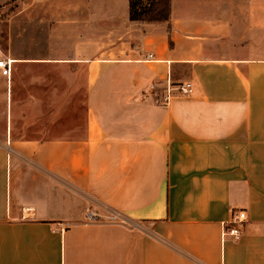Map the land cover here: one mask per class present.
Segmentation results:
<instances>
[{"label":"crops","instance_id":"1","mask_svg":"<svg viewBox=\"0 0 264 264\" xmlns=\"http://www.w3.org/2000/svg\"><path fill=\"white\" fill-rule=\"evenodd\" d=\"M190 1L45 0V51L0 54L87 101L82 138H0V264H264V0Z\"/></svg>","mask_w":264,"mask_h":264},{"label":"rangeland","instance_id":"2","mask_svg":"<svg viewBox=\"0 0 264 264\" xmlns=\"http://www.w3.org/2000/svg\"><path fill=\"white\" fill-rule=\"evenodd\" d=\"M147 4L148 0H136ZM221 0H191L203 9L221 6ZM45 0H0V54L7 58L29 57L31 35L35 49L45 51V25L36 28L35 18H45ZM172 0L170 3V12ZM45 22V21H44ZM37 38V42L35 39ZM28 61V60H27ZM60 70H20L13 65L12 76L0 85V138L15 140H56L84 137L87 101L83 92L65 101L67 87ZM11 128V129H10Z\"/></svg>","mask_w":264,"mask_h":264},{"label":"built area","instance_id":"3","mask_svg":"<svg viewBox=\"0 0 264 264\" xmlns=\"http://www.w3.org/2000/svg\"><path fill=\"white\" fill-rule=\"evenodd\" d=\"M149 58H153L152 55ZM11 61L1 58L0 59V73L4 77H11ZM174 92H179L182 96H191L193 93V88L190 83H179L174 84L171 80H168V88L166 94L162 98V104L168 105L171 100L175 97ZM88 219L90 221H97L99 216L89 213ZM247 214L245 211L240 210L233 214V219L231 222L223 224L222 227V238L231 237L233 240L238 241L243 235V228L247 223Z\"/></svg>","mask_w":264,"mask_h":264},{"label":"trees","instance_id":"4","mask_svg":"<svg viewBox=\"0 0 264 264\" xmlns=\"http://www.w3.org/2000/svg\"><path fill=\"white\" fill-rule=\"evenodd\" d=\"M171 0H148L147 4L130 0V20L137 22H167Z\"/></svg>","mask_w":264,"mask_h":264}]
</instances>
